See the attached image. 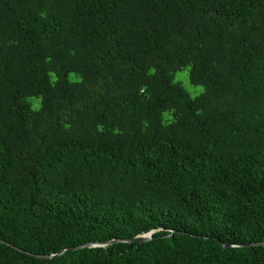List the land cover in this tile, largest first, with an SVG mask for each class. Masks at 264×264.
Masks as SVG:
<instances>
[{
  "label": "trees",
  "instance_id": "obj_1",
  "mask_svg": "<svg viewBox=\"0 0 264 264\" xmlns=\"http://www.w3.org/2000/svg\"><path fill=\"white\" fill-rule=\"evenodd\" d=\"M259 241L264 0H0V264H264Z\"/></svg>",
  "mask_w": 264,
  "mask_h": 264
},
{
  "label": "water",
  "instance_id": "obj_2",
  "mask_svg": "<svg viewBox=\"0 0 264 264\" xmlns=\"http://www.w3.org/2000/svg\"><path fill=\"white\" fill-rule=\"evenodd\" d=\"M149 239H151V232L144 233V234H141V235H137V236H135V237H133L131 239H125V241H138V242H143V241H146V240H149ZM115 241H120V240L119 239H113V240H108V241H105V242L85 243V244H81V245H77V246L71 247L69 249H63V250H61V251H59V252H57L55 254L36 255V256L43 257V258H52L54 256H58V255L63 254L67 250H74V249H79V248H83V247H91V246H102V245H106L108 243L115 242ZM6 243L9 244L8 242H6ZM240 245H245V246L264 245V241L251 242V243H245V244H240ZM223 246H232V245H230V244L229 245L223 244ZM15 248H17V247H15ZM30 254H32V253H30ZM32 255H34V254H32Z\"/></svg>",
  "mask_w": 264,
  "mask_h": 264
},
{
  "label": "rangeland",
  "instance_id": "obj_3",
  "mask_svg": "<svg viewBox=\"0 0 264 264\" xmlns=\"http://www.w3.org/2000/svg\"><path fill=\"white\" fill-rule=\"evenodd\" d=\"M181 80V84L183 87L189 92L191 96H196L201 93L200 85H193L190 83L188 78V68H183L176 72L175 74V81ZM203 88V87H202Z\"/></svg>",
  "mask_w": 264,
  "mask_h": 264
},
{
  "label": "clouds",
  "instance_id": "obj_4",
  "mask_svg": "<svg viewBox=\"0 0 264 264\" xmlns=\"http://www.w3.org/2000/svg\"><path fill=\"white\" fill-rule=\"evenodd\" d=\"M53 79H55V77H54ZM200 91L203 92L204 89L201 87V88H200ZM33 109L36 110V106H35V105H33ZM97 130H98V131H102V130H103L102 126L98 125V126H97ZM113 131H114V132H117L118 130H115V129H114Z\"/></svg>",
  "mask_w": 264,
  "mask_h": 264
}]
</instances>
